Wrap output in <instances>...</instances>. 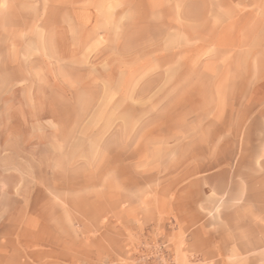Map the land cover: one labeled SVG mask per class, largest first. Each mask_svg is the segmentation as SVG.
<instances>
[{"label": "rangeland", "instance_id": "obj_1", "mask_svg": "<svg viewBox=\"0 0 264 264\" xmlns=\"http://www.w3.org/2000/svg\"><path fill=\"white\" fill-rule=\"evenodd\" d=\"M254 116L264 0H0V264H264Z\"/></svg>", "mask_w": 264, "mask_h": 264}, {"label": "crops", "instance_id": "obj_2", "mask_svg": "<svg viewBox=\"0 0 264 264\" xmlns=\"http://www.w3.org/2000/svg\"><path fill=\"white\" fill-rule=\"evenodd\" d=\"M260 124L262 131L254 125ZM243 145L234 154L232 167L234 183L230 187H250L246 201L264 204V116H254L246 128Z\"/></svg>", "mask_w": 264, "mask_h": 264}]
</instances>
